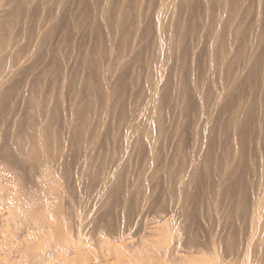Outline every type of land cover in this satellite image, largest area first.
Segmentation results:
<instances>
[{
  "label": "bare ground",
  "instance_id": "6f19581e",
  "mask_svg": "<svg viewBox=\"0 0 264 264\" xmlns=\"http://www.w3.org/2000/svg\"><path fill=\"white\" fill-rule=\"evenodd\" d=\"M68 1L0 0V165L13 176L0 179V232L9 240L17 219L41 229L34 241L20 234L33 248L14 263L36 264L59 241L73 245L66 264H88L90 224L114 264L127 250L132 264H264V0H75L63 26ZM60 28L64 46L53 47ZM115 207L124 219L165 214L150 237L123 241Z\"/></svg>",
  "mask_w": 264,
  "mask_h": 264
},
{
  "label": "rangeland",
  "instance_id": "374dc122",
  "mask_svg": "<svg viewBox=\"0 0 264 264\" xmlns=\"http://www.w3.org/2000/svg\"><path fill=\"white\" fill-rule=\"evenodd\" d=\"M68 1V0H67ZM69 2V3H68ZM66 4H67V6L65 7L66 9H65V12L66 11H68L69 13H72V16H75V14H74V12H75V7H76V10H78L77 9V6H75V4H76V2H75V0H70V1H68ZM75 2V3H74ZM64 12V16H65V19H64V22L62 21V23H63V26L64 25H69L70 23H69V21H68V15H70V14H68V12H66L65 13ZM76 13V15L78 14V12L76 11L75 12ZM71 17V16H70ZM69 17V18H70ZM89 25V24H88ZM85 28H81L82 29V31H81V29L79 30V32L78 33H80V34H78L77 36H79L78 38L80 39L81 37V39L82 40H84V38H83V36L85 37L86 35V41L84 40V42L86 43L85 45L87 46L88 45V43H89V41H90V39H87V38H89L90 37V34H88V32L86 33V31L88 30L89 31V29H86V27L87 28H89V26H84ZM84 29H86V30H84ZM58 30L59 29H57L55 32H54V36H53V38H51V40H55L54 42H49L50 43V45L52 44V46L53 47H56L57 45H62V44H60L61 42L63 43L64 42V40H63V36H62V34H63V30H62V28H60V31L58 32ZM85 31V33H84V31ZM85 34H83V33ZM89 36V37H88ZM59 38H61V39H59ZM76 38H72V39H69V40H67V42L70 44V46L68 47V45H66L65 46V48L64 49H66L67 51H68V53H67V51L65 50V52H66V56H68V57H66V60L67 61H65L66 63H64V65H65V71H68V70H70V68L69 67H71V69L72 70H70L71 72H73L74 71V73H75V69L73 70V68L74 67H72V66H74V62H73V60H75V55H76V53H78L77 52V50H79V49H77L76 50V48H78V46H80V41H81V39H80V41H78V39H76ZM73 40H75L74 42L77 44V42L76 41H78L79 43V45H76L75 44V46H74V42H72ZM58 42H60L59 44H58ZM84 42H83V44H81V47L83 48V45H84ZM31 43L32 42H30V46H31ZM29 44V43H28ZM67 44V43H66ZM90 44H91V42H90ZM89 44V45H90ZM49 45V44H48ZM62 46H64V43H63V45ZM72 46H73V48H72ZM28 47H29V45H28ZM74 47H75V49H74ZM74 52V51H76V52H74V53H72V52ZM80 51H81V49H80ZM71 53H72V55H73V60L71 59V58H69V57H72V55H71ZM70 54V55H69ZM41 56H39L40 57V59H39V57H38V59H37V61H36V63L34 64V67H33V71L34 70H36V71H38V70H43L44 68H46L47 66H48V57L49 56H47V54H46V52H45V55H46V57L45 56H43L42 57V55H44V53H42V54H40ZM22 58H24V55H23V57ZM68 58H69V60H68ZM71 64H69V63ZM45 63V64H44ZM73 64V65H72ZM45 65H46V67H45ZM68 65H70V66H68ZM68 66V67H67ZM36 71H34V72H36ZM70 71H68L67 73H69L70 74ZM39 72V71H38ZM65 74H66V72H65ZM67 75V76H66ZM65 76L66 77H69L68 76V74H66ZM73 75V73H71V76ZM24 79V78H23ZM22 79V80H23ZM22 84H23V82H22ZM22 84L20 83L19 85H18V87L20 88V90H21V88H22ZM18 88V89H19ZM20 109H21V105H18V106H16V113L17 112H19L20 111ZM189 118H186V122H188L189 120H188ZM191 119V118H190ZM191 120H190V124L188 123V126H186V129L187 130H185V133H186V135L187 136H189V134H190V129L189 128H191ZM174 141H175V139H174ZM171 144L173 143V139H172V142H170ZM170 143H169V145H170ZM185 146H188V144H186ZM188 148V147H187ZM131 151H134V154L131 152V154H132V156H134L132 159V165H131V168L132 169H130L129 170V175H133V173L135 174V170L137 169L136 168V164H138L136 161H138V158H137V156H138V154L136 153L137 152V150L133 147V148H131ZM134 158H135V160H134ZM0 161H1V163H4V158H0ZM3 161V162H2ZM134 164V165H133ZM3 167V166H2ZM3 171V173H2V171ZM7 170V171H6ZM131 170H133V171H131ZM0 172L2 173V175L5 177H3V176H1V173H0V179H1V177L3 178L2 180L3 181H5L6 182V184H11V181H9V180H12L13 181V179H11V177H13V176H11L12 175V173H11V171L10 170H8V169H3V168H1V165H0ZM131 172H132V174H131ZM10 173H11V175H10ZM36 173H38V172H36ZM34 175V174H33ZM37 175V176H36ZM11 176V177H10ZM35 176L37 177V178H39V180H40V177H38V176H40V175H38V174H35ZM35 176H33V178L35 177ZM35 177V178H36ZM10 178V179H9ZM5 179V180H4ZM29 180V181H28ZM39 180L38 179H36V180H34V179H32V177H30V178H27V183H26V191H25V199L27 200V201H29V200H31V201H29V202H31L32 203V201H33V194L37 191L36 189H37V187L39 186ZM31 181V182H30ZM4 182V183H5ZM40 182H41V180H40ZM30 183V184H29ZM32 183V184H31ZM35 187L34 189L32 188V187ZM28 187V188H27ZM33 191V192H32ZM32 193V194H31ZM29 194V195H28ZM31 194V195H30ZM30 196V198H28ZM29 199V200H28ZM3 204V203H2ZM2 204H0V215H1V213H4V211H6V207L4 206V204L2 205ZM115 208H117V207H115ZM114 208V209H115ZM112 210V211H110L111 213L108 215V217H110L111 218V220L113 221V223H114V225H115V233H117L116 235H115V233L113 234L112 233V237L113 238H119V234L121 235L120 237H122L123 239V241L124 240H126V239H129L128 237H131V240H133V241H136V240H138V237L140 238L141 237V239L142 238H148V237H150L151 235L148 233V231L147 230H149V226H152L155 222V220H157L158 219V216H161V214L163 215V214H165V213H161V211H158L157 209H155L154 207H149V208H143V209H138L139 210V212H138V210L136 209V211L135 210H133L132 212H134V213H130L129 214V216H128V218L127 219H124L123 218V216L120 214V212H119V208H117L116 209V212H115V210ZM145 210V211H144ZM101 211H102V209H101ZM114 212V213H113ZM135 213H136V215H135ZM138 213V214H137ZM142 213V214H141ZM159 213H160V215H159ZM133 214V215H132ZM111 215H112V217H111ZM132 215V216H131ZM170 214H168V216H169ZM167 216V217H168ZM106 217V216H105ZM122 217V218H121ZM143 218V219H142ZM156 218V219H155ZM222 218H224V216H222ZM152 220V221H151ZM200 220V219H199ZM198 219H197V221H195V227H196V229L198 230V232H200V234L203 232V234H201V235H204L205 234V230H206V225H205V223L208 225V223H207V221L205 222L204 220H200L199 221ZM123 221V222H122ZM139 221V222H138ZM144 221V222H143ZM151 223H150V222ZM125 222H127V223H125ZM149 222V223H148ZM20 223H22V224H20ZM28 223V224H27ZM129 223V224H128ZM141 223V224H140ZM146 223V224H145ZM27 224V225H26ZM122 224V225H121ZM18 225H19V228H18ZM124 225V226H123ZM143 225V226H142ZM146 225V226H145ZM149 225V226H148ZM14 226H16V229H15V227ZM31 224L29 223V222H24V220H19V219H17V221H16V225H15V221H14V225H13V227H11V228H13V231H11V233H10V239L9 240H6L5 238H4V236H3V233H1V235H0V256L2 257V256H4L5 255V257L6 258H9V259H11V260H14V258H11V257H13V255L11 254V253H13L14 251H15V253H18V252H22V253H24V250H25V247H26V250L25 251H27V249L29 250V249H31V248H33V244H27V239L28 240H30V239H32L33 241H34V239H33V237L34 238H36L37 239V235H38V233H40V231H41V229L40 230H38V231H36L37 229H35V228H33L34 230H32L31 231ZM200 226V227H199ZM30 227V228H29ZM205 228V230H203ZM219 228H221V227H219ZM19 229V230H18ZM147 229V230H146ZM202 230V231H201ZM220 230V232H224L225 230L227 231V228H221V229H219ZM224 230V231H223ZM16 232V231H18V232H16V233H13V232ZM21 231V232H20ZM29 231V233L31 232V234H30V236L31 237H29V233L27 234V232ZM32 232H36V233H34V235L32 234ZM87 232V233H86ZM90 232V233H89ZM19 233V234H18ZM22 233H26L27 235H26V237L28 236V238L27 239H25V238H21V235L20 234H22ZM86 233V234H85ZM119 233V234H118ZM35 234H37V235H35ZM95 234H97V233H95V232H93V230L91 231V225L90 224H87L86 226H85V228H84V231H83V234L81 235V242H80V245H81V249H82V251H83V253H84V256H85V260L88 262V264H101V262H102V264H114L115 263V261H117V253H116V251L113 249V248H111V247H109V245H107L106 243H105V240L106 239H108L107 238V236L106 235H102V236H95ZM17 235V236H16ZM23 235V234H22ZM32 235H33V237H32ZM13 236V237H12ZM20 236V237H19ZM117 236V237H116ZM128 236V237H127ZM133 236V237H132ZM96 237H98V238H96ZM202 237H204V236H202ZM100 238V239H99ZM17 239V240H16ZM35 239V240H36ZM97 239V240H96ZM105 239V240H104ZM135 239V240H134ZM100 240V241H99ZM94 241V242H93ZM100 242V243H99ZM116 242H118V241H113V243H116ZM60 243V244H59ZM8 244V245H7ZM57 244H59L58 246H57ZM57 244H55L54 243V246H46V247H44L43 249H42V251L39 253L40 255H38V256H41L42 258H39L36 262V264H66V262L68 261L67 259H68V257L69 256H71L72 254H71V250H72V248H73V245H72V243L71 242H69V243H66V245L65 244H61V242H57ZM89 244V245H88ZM92 244H93V246H92ZM94 244H96V246H94ZM3 245V246H2ZM4 245H5V247H4ZM7 245V246H6ZM11 245V246H10ZM12 245H14V246H12ZM68 245V246H67ZM69 245H70V248H69ZM2 246V247H1ZM63 246V247H62ZM71 246H72V248H71ZM181 246V245H180ZM8 247V248H7ZM17 247L19 248V249H17ZM21 247V248H20ZM88 247H89V249H88ZM6 249V252H4V250ZM11 248V249H10ZM24 248V249H23ZM180 248V247H179ZM182 248V247H181ZM180 248V253H182L183 252V254H187V252L186 251H184V250H186L184 247L181 249ZM8 249V250H7ZM13 249V250H12ZM17 251H16V250ZM86 251H85V250ZM21 250V251H20ZM91 252H90V251ZM98 250V251H97ZM12 251V252H11ZM88 251V252H87ZM94 251V252H93ZM182 251V252H181ZM45 252V253H44ZM56 252V253H55ZM87 252V253H86ZM97 252H99V253H97ZM114 252L116 253V255L114 254ZM129 251L127 250L126 252H125V254L124 255H122V258H123V261H122V263L121 264H132L133 262H134V260L133 259H135V258H131V254L130 253H128ZM21 253V255H22V258H24V259H22V260H20L19 258H17V259H19V261L18 260H16V263H14L15 262V260L12 262H10V260H9V262L7 263V264H19V262L21 261H24V263H20V264H27V262L25 261V259H27L26 258V256H24L23 254ZM42 253V254H41ZM49 253V254H48ZM54 253V254H53ZM2 254V255H1ZM14 254V253H13ZM18 254H20V253H18ZM17 254V255H18ZM27 254V253H26ZM128 254H130L129 256H128ZM114 255V256H113ZM19 256V255H18ZM24 256V257H23ZM133 256V255H132ZM0 257V262L1 263H3V260H2V258ZM224 258H225V261L224 262H227V261H229L230 259H231V256L230 255H224L223 256ZM229 257V258H228ZM67 260H65V259ZM224 258H223V260H224ZM157 260H158V258H157ZM156 260V258H155V261H157ZM162 261V260H161ZM160 261V262H161ZM0 263V264H1ZM167 264V263H169V264H171V263H175V262H173V261H170L169 262V260L167 259V260H163L162 262H161V264ZM3 264H6V263H3ZM176 264V263H175ZM178 264V263H177Z\"/></svg>",
  "mask_w": 264,
  "mask_h": 264
}]
</instances>
